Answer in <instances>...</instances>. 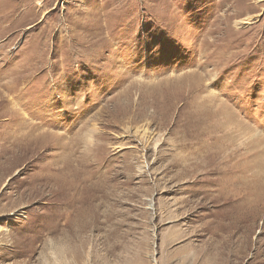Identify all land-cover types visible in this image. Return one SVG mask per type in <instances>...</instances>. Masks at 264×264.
Wrapping results in <instances>:
<instances>
[{"label": "rangeland", "instance_id": "rangeland-1", "mask_svg": "<svg viewBox=\"0 0 264 264\" xmlns=\"http://www.w3.org/2000/svg\"><path fill=\"white\" fill-rule=\"evenodd\" d=\"M0 264H264V0H0Z\"/></svg>", "mask_w": 264, "mask_h": 264}]
</instances>
